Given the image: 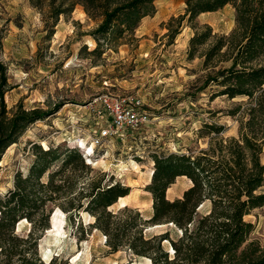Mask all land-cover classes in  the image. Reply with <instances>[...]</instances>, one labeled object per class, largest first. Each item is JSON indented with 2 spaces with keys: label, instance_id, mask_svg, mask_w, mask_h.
<instances>
[{
  "label": "trees",
  "instance_id": "1",
  "mask_svg": "<svg viewBox=\"0 0 264 264\" xmlns=\"http://www.w3.org/2000/svg\"><path fill=\"white\" fill-rule=\"evenodd\" d=\"M156 1L31 0L41 10L47 8L48 39L55 34L62 15L83 6L89 18L98 22L86 33L96 42L90 54L98 57L116 49L124 38H131L143 19L156 13ZM227 5L236 10V24L230 34H216L212 26L197 24L201 14ZM185 22L195 30L188 58L194 59L198 53L207 70L197 80L195 95L215 87L212 98L246 99L227 111L237 117L238 135L226 137V126L205 123L199 133L210 137L206 148L155 155V170L146 187L153 195V215L149 219L128 205L118 212L110 210L131 193V188L121 182L109 184L106 174L93 175L92 164L79 148H43L31 143L36 159L28 173L17 172L14 187L0 194V255L6 257L7 264H62L58 258L45 262L38 253L39 240L50 228L54 206L62 205V201L67 203L64 209L68 212L80 216L86 211L96 218L93 227L107 236L110 253L126 249L132 256L149 258L151 264H264V247L252 239L255 224L247 220L248 215L264 207V0H186L184 14L167 23L170 44ZM8 90L7 67L0 58V163L31 125L60 109L59 104L28 109L22 101L9 109L5 97ZM47 174L46 182L43 178ZM182 176L192 185L183 197L170 200L167 192ZM79 182L82 188L72 197ZM207 202L210 211L201 213ZM24 219L33 227L28 237H19L16 226ZM169 223L183 231L178 239L169 231L146 235L148 227ZM165 242H170L173 256Z\"/></svg>",
  "mask_w": 264,
  "mask_h": 264
},
{
  "label": "rangeland",
  "instance_id": "2",
  "mask_svg": "<svg viewBox=\"0 0 264 264\" xmlns=\"http://www.w3.org/2000/svg\"><path fill=\"white\" fill-rule=\"evenodd\" d=\"M155 6L156 13L146 17L131 38H124L116 49H109L98 57L90 54L96 42L86 34L98 22L83 13V6L78 5L70 15H62L55 34L48 39L47 8L41 10L31 0H0V58L7 67L8 108L20 101L28 109L60 106L54 115L31 125L19 142L6 151L0 163V194L14 187L17 172L28 173L36 159L31 143L41 144L43 148H78L88 143L100 126L91 103L104 94L139 96L151 116L148 124L131 132L125 141L114 139L97 151L92 161L93 175L106 174L109 184L121 182L131 188L125 201L128 206L139 209L144 219L153 215V195L146 187L155 170V155L191 153L206 148L210 137H201L199 133L205 123L226 126V137L238 135L237 117L228 115L227 111L245 103L246 99L212 98L215 87L195 95L197 80L207 70L198 53L194 59L188 58L189 42L195 33L192 25L185 22L186 31L173 44L169 43L167 23L184 14L186 0H157ZM196 22L199 26H212L216 34L228 35L236 24V10L227 5L200 15ZM43 180L47 182L48 174ZM191 185L188 177H179L167 192L168 198L183 197ZM81 186L79 182L72 197L79 193ZM121 201L110 210L118 212L123 208ZM60 204L54 206V213L62 211L60 216L64 222L60 232L51 228V217L50 228L39 240L38 253L45 262L58 258L62 264H151L149 258L132 256L126 249L110 253L107 236L93 227L96 218L92 214L77 216L74 211L64 209L67 203ZM210 209L211 204L207 202L200 212ZM247 220L255 224L252 239L259 240L264 247V207L248 215ZM32 227L30 220H21L15 234L28 237ZM168 231L174 239L183 234L172 223L145 230L149 237ZM165 246L173 256L170 242H165ZM7 262L0 255V264Z\"/></svg>",
  "mask_w": 264,
  "mask_h": 264
},
{
  "label": "built area",
  "instance_id": "3",
  "mask_svg": "<svg viewBox=\"0 0 264 264\" xmlns=\"http://www.w3.org/2000/svg\"><path fill=\"white\" fill-rule=\"evenodd\" d=\"M91 104L94 105L100 126L88 143L78 146L89 164H93L96 152L108 146L112 140L125 141L131 132L140 130L151 120L139 96L104 94Z\"/></svg>",
  "mask_w": 264,
  "mask_h": 264
},
{
  "label": "bare ground",
  "instance_id": "4",
  "mask_svg": "<svg viewBox=\"0 0 264 264\" xmlns=\"http://www.w3.org/2000/svg\"><path fill=\"white\" fill-rule=\"evenodd\" d=\"M84 14H85V12H83ZM45 146L46 147H48L47 146V144L45 143ZM153 172L154 171H152V173H151V177H152V175H153ZM152 179V178H151ZM170 189V188H169ZM169 191V190H168ZM129 196V195H128ZM125 197H127V196H125ZM125 197H121L120 199L122 200L121 201V203L123 204L122 206L124 207V206H127L128 204L126 203V201H125ZM119 199V200H120ZM153 204V203H152ZM81 213H83V215H85V216H89L90 214L88 213V212H86V211H82ZM60 214H62V211L61 210H58V211H56L54 214H53V216H52V226H51V228L53 227V231L54 230H56L57 232H60V228L63 226V219L61 218V216H60Z\"/></svg>",
  "mask_w": 264,
  "mask_h": 264
},
{
  "label": "crops",
  "instance_id": "5",
  "mask_svg": "<svg viewBox=\"0 0 264 264\" xmlns=\"http://www.w3.org/2000/svg\"><path fill=\"white\" fill-rule=\"evenodd\" d=\"M81 7H82V6H81ZM208 13H209V12H208ZM85 14H86V13H85ZM203 14H204V13H203ZM201 15H202V14H201ZM144 19H145V18H144ZM144 19H143V20H144ZM185 31H186V29L183 27V30H182L181 33H184ZM181 33H180V34H181ZM151 178H152V177H151ZM152 203H153V202H152Z\"/></svg>",
  "mask_w": 264,
  "mask_h": 264
}]
</instances>
